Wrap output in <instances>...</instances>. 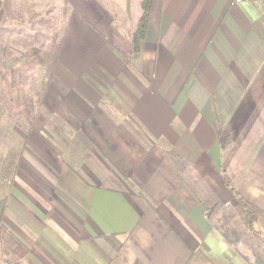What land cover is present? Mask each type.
<instances>
[{"label": "crops", "instance_id": "obj_1", "mask_svg": "<svg viewBox=\"0 0 264 264\" xmlns=\"http://www.w3.org/2000/svg\"><path fill=\"white\" fill-rule=\"evenodd\" d=\"M86 4L43 55L34 119L6 122L19 142L3 264L221 258L222 235L164 151L225 202L227 177L264 210V0H153L139 52L126 22ZM126 10L136 25L140 4Z\"/></svg>", "mask_w": 264, "mask_h": 264}, {"label": "rangeland", "instance_id": "obj_2", "mask_svg": "<svg viewBox=\"0 0 264 264\" xmlns=\"http://www.w3.org/2000/svg\"><path fill=\"white\" fill-rule=\"evenodd\" d=\"M93 1L115 16L113 26L120 29L117 27L121 24L119 21L126 22L131 33L134 32L138 22L136 25L134 21L128 22L131 21L129 13L123 10L124 7H131L133 14L135 7L139 4L141 6L142 0H132L130 6L124 0ZM88 2L90 0H0V198L9 186L15 159L13 150L18 148L19 142L16 133L13 135L8 130L7 119L14 118L21 129L26 126L17 107L19 96L25 94L31 100L38 96V88L46 74L45 66L41 65L45 62L43 55L55 52L57 43L72 18L74 7L87 5ZM9 28L41 32L51 39L45 49H35L21 35L10 34ZM229 187L235 201L225 202L222 199V212L238 215L237 196H243L232 185ZM233 225L239 232L240 239L232 244L222 236V243L227 250L219 259L207 256L202 264H219L220 261L222 264H264V217L259 218L254 225L258 236L246 229L240 216L234 218ZM6 256L4 247L0 245V264H3L2 260Z\"/></svg>", "mask_w": 264, "mask_h": 264}, {"label": "trees", "instance_id": "obj_3", "mask_svg": "<svg viewBox=\"0 0 264 264\" xmlns=\"http://www.w3.org/2000/svg\"><path fill=\"white\" fill-rule=\"evenodd\" d=\"M153 0H142V14L138 20L137 26L132 34L131 43L134 52H139L146 37V31L149 24L150 11ZM8 32L13 35H21L28 44L35 49L43 50L47 42L51 39L49 35L41 32L28 31L22 28H9ZM16 33V34H15ZM19 113L23 120L29 125V122L34 119V103L25 94L19 96ZM166 157L172 162L174 167L178 170L184 182L188 185L194 196L202 204L207 219L213 223L216 229L222 236L230 243L240 239V234L233 225L235 217L240 216L244 226L248 231L259 235L258 231L254 229L255 222L264 217V210L254 205L247 199L237 196L236 209L237 214H226L224 211V202L222 198L212 188L210 183L202 176L196 173L181 157L172 151H164ZM225 182L231 186L230 181L225 177ZM233 189V188H232ZM190 264V263H187Z\"/></svg>", "mask_w": 264, "mask_h": 264}, {"label": "built area", "instance_id": "obj_4", "mask_svg": "<svg viewBox=\"0 0 264 264\" xmlns=\"http://www.w3.org/2000/svg\"><path fill=\"white\" fill-rule=\"evenodd\" d=\"M241 0H236V2H240Z\"/></svg>", "mask_w": 264, "mask_h": 264}]
</instances>
